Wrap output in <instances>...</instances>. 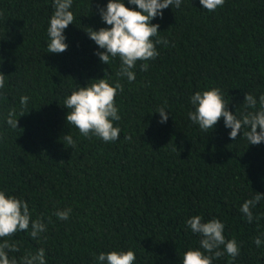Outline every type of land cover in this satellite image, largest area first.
Listing matches in <instances>:
<instances>
[{
  "label": "trees",
  "instance_id": "16d2710c",
  "mask_svg": "<svg viewBox=\"0 0 264 264\" xmlns=\"http://www.w3.org/2000/svg\"><path fill=\"white\" fill-rule=\"evenodd\" d=\"M107 3L73 0L74 23L63 32L68 47L56 54L47 50L53 0H0V191L26 201L31 219L47 226L37 239L14 234L20 252L9 255L19 261L43 248L46 264H97L101 252L132 250L133 264H182L187 250L203 251L186 225L199 215L224 223L226 240L240 249L234 261L225 254L213 264H264V200L252 223L240 211L264 195V142L249 144L246 129L230 139L223 117L207 133L188 118L198 91L220 89L237 116L247 110L246 93L264 94V0H225L214 12L199 0L170 5L151 21L169 43L156 45L147 71L137 62L131 83L117 76L119 57L102 63L96 53L105 50L87 35L110 27L99 11ZM106 73L110 84L123 85L115 142L85 138L66 122L65 99ZM21 96L29 97L23 116ZM13 107L17 129L5 120ZM161 107L166 123L156 113ZM68 134L74 148L62 140ZM66 208L69 219L59 220L54 213Z\"/></svg>",
  "mask_w": 264,
  "mask_h": 264
},
{
  "label": "clouds",
  "instance_id": "9594fccd",
  "mask_svg": "<svg viewBox=\"0 0 264 264\" xmlns=\"http://www.w3.org/2000/svg\"><path fill=\"white\" fill-rule=\"evenodd\" d=\"M128 4L134 5L137 10H131L125 6L124 0H108L106 8H101L102 21L110 26L94 31L88 28L87 35L104 52H97L96 55L104 64L111 62V59L119 57L120 69L118 77H127L128 82L135 80L133 69L137 62L141 71H147L150 60L159 56L156 45H168L167 39L158 36L159 24H152L151 21L158 16L163 18V10L174 6L179 9L182 0H127ZM200 4L209 12H214L222 7L225 0H199ZM73 0H53V14L47 28L49 42L48 53H63L68 45L65 43L64 30L74 23V14L70 11ZM153 37H156L153 41ZM5 87V76L0 73V89ZM123 91V85L119 80L113 84L109 83L108 75L104 79L94 80L87 87H78L65 101L67 124L75 126L79 133L85 138L95 136L104 142H115L119 139L121 129L114 127L113 121L121 119L119 109L115 105L117 93ZM29 97H20L21 113L27 107ZM190 103L194 111L188 112V118L193 124L199 126L205 133L213 129L214 125L223 117L226 128L231 129L229 138L235 140L243 131V136L249 144L257 145L264 142V94L257 99L254 95L246 93L244 97L245 112L240 116L232 114L227 110L221 90L212 88L203 92H196L190 97ZM161 117L160 123H166L168 112L165 107L157 110ZM17 111L13 107L9 109L6 124L17 129ZM259 129V132L257 131ZM3 137H0L2 139ZM68 145L75 147L76 142L72 135L68 134L62 138ZM264 195L256 193L251 199L246 200L240 211L249 223L255 219L252 209ZM71 209L57 210L54 214L59 220L67 221ZM29 204L16 197L7 196L0 191V264H46L45 250L37 249L35 252L26 251L18 259L10 256V253L20 252L19 240L12 239L13 235L23 231L33 239H37L47 231V226L42 219H31ZM186 225L194 234L200 237L199 249H189L183 254L182 264H213V261L227 254L234 261L239 255L240 249L237 241L233 238L226 240L224 236L225 225L217 218L204 221L199 215L192 216L186 220ZM30 229V231H29ZM264 235V234H262ZM46 239V237H45ZM259 247L262 240L259 236L254 239ZM222 249V250H221ZM135 253L128 251L101 252L96 257L97 264H133Z\"/></svg>",
  "mask_w": 264,
  "mask_h": 264
}]
</instances>
